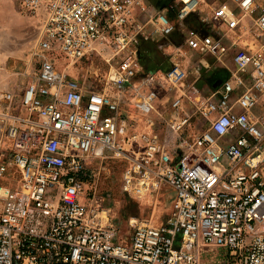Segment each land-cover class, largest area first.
<instances>
[{
	"label": "built area",
	"instance_id": "built-area-1",
	"mask_svg": "<svg viewBox=\"0 0 264 264\" xmlns=\"http://www.w3.org/2000/svg\"><path fill=\"white\" fill-rule=\"evenodd\" d=\"M45 13L18 95L0 86V264H264V0H21ZM186 50L233 67L202 92L200 65L175 82L162 128L144 134L121 174L128 195L164 198L159 224L132 219L128 242L99 196L88 157L123 156L125 120L111 96L67 67L91 52L123 88L147 44L189 19ZM246 41V42H243ZM179 53V52H178ZM66 62L59 66L58 59Z\"/></svg>",
	"mask_w": 264,
	"mask_h": 264
},
{
	"label": "rangeland",
	"instance_id": "rangeland-1",
	"mask_svg": "<svg viewBox=\"0 0 264 264\" xmlns=\"http://www.w3.org/2000/svg\"><path fill=\"white\" fill-rule=\"evenodd\" d=\"M152 1L158 4L171 0ZM20 2L0 0V86L15 95L21 92L27 73L31 70L26 59L36 44L45 17L43 9L29 13L22 9ZM203 25L192 18L180 23L172 35L148 43L137 77L123 88L116 87L109 78L114 63L112 60L106 61L108 56L105 52L93 51L67 67L70 75L116 101L119 116L125 120L124 135L133 137L123 144L124 157L107 153L84 159L87 167L83 175L84 188L88 195L99 196L103 205L109 208L126 243V236L131 230L130 220H150L153 224H159L166 219L169 205L168 189L164 198L153 201L149 197L132 196L121 190V174L129 157L139 155L140 139L144 134L162 128L174 93L170 84H147L142 82V78L149 75L164 77L169 83L189 79L191 68L199 64L200 78L196 84L202 92H208L229 74V59L221 63L212 56H202L192 51L180 54V50H186L185 43L190 32H197ZM65 62L62 58L58 59L59 66ZM6 184L10 183L0 180V185Z\"/></svg>",
	"mask_w": 264,
	"mask_h": 264
},
{
	"label": "crops",
	"instance_id": "crops-1",
	"mask_svg": "<svg viewBox=\"0 0 264 264\" xmlns=\"http://www.w3.org/2000/svg\"><path fill=\"white\" fill-rule=\"evenodd\" d=\"M205 55H207V54H205ZM205 55H204V56H205ZM202 56H203V55H202ZM207 56H210V55H207ZM230 63H231V62H230ZM232 67H233V65H232V63H231V68H228L229 71L232 69ZM225 69H227V68H225ZM229 71H228V72H229ZM226 76H227V75H226ZM199 78H200V77H199ZM199 78H198V79H199Z\"/></svg>",
	"mask_w": 264,
	"mask_h": 264
},
{
	"label": "water",
	"instance_id": "water-1",
	"mask_svg": "<svg viewBox=\"0 0 264 264\" xmlns=\"http://www.w3.org/2000/svg\"><path fill=\"white\" fill-rule=\"evenodd\" d=\"M218 84H219V83H218ZM218 84H217V85H218ZM213 86L215 87L216 85H213Z\"/></svg>",
	"mask_w": 264,
	"mask_h": 264
},
{
	"label": "bare ground",
	"instance_id": "bare-ground-1",
	"mask_svg": "<svg viewBox=\"0 0 264 264\" xmlns=\"http://www.w3.org/2000/svg\"><path fill=\"white\" fill-rule=\"evenodd\" d=\"M154 223H155V221H154Z\"/></svg>",
	"mask_w": 264,
	"mask_h": 264
}]
</instances>
